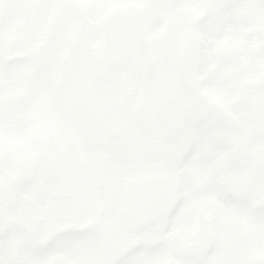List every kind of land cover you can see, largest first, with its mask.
I'll list each match as a JSON object with an SVG mask.
<instances>
[{
  "label": "flooded vegetation",
  "instance_id": "obj_1",
  "mask_svg": "<svg viewBox=\"0 0 264 264\" xmlns=\"http://www.w3.org/2000/svg\"><path fill=\"white\" fill-rule=\"evenodd\" d=\"M149 253L264 264V0H0V264Z\"/></svg>",
  "mask_w": 264,
  "mask_h": 264
},
{
  "label": "rangeland",
  "instance_id": "obj_2",
  "mask_svg": "<svg viewBox=\"0 0 264 264\" xmlns=\"http://www.w3.org/2000/svg\"><path fill=\"white\" fill-rule=\"evenodd\" d=\"M229 17L228 14H225V18L227 19ZM234 32V28L232 26H227L226 24H224L223 26V30H222V34L217 38L218 41H226L228 44L234 46L236 43V39L235 37H233V33ZM207 50L205 52V54L201 55V58H204L207 61V64L212 66V69L214 71V76H221V73L226 70L227 68H229L230 66L228 65L227 67H221L217 61V59L214 57V55L212 54V48L208 47ZM222 69V70H221ZM260 88L259 84L256 85H244L243 83H240V79L237 78L234 80V82L232 83H226L225 86L222 88H219L216 86V83L214 80H209L207 82V91L209 96H214L217 97L218 100H220L221 102H223L224 105H229L231 108V110H234L232 108H234V103H235V95L237 93H239V91L241 89H245V91L247 93H256V97L258 96V89ZM239 106V103H238ZM240 110V109H239ZM247 117V115H246ZM211 184V181L209 179L208 181ZM213 182V181H212ZM207 187H210V185L208 184ZM212 187V186H211ZM146 234L152 235L151 231H147ZM151 238V237H150ZM149 252L152 251V248H149L148 250ZM152 254H148L144 259L137 258L135 262H133V264H140L141 262H143L144 264H148V262L151 261V256Z\"/></svg>",
  "mask_w": 264,
  "mask_h": 264
}]
</instances>
